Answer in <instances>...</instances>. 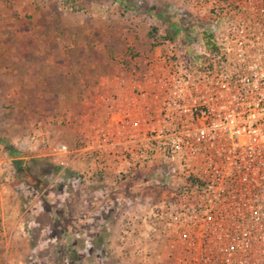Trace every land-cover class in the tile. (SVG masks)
I'll return each instance as SVG.
<instances>
[{
    "label": "built area",
    "instance_id": "built-area-1",
    "mask_svg": "<svg viewBox=\"0 0 264 264\" xmlns=\"http://www.w3.org/2000/svg\"><path fill=\"white\" fill-rule=\"evenodd\" d=\"M196 10L186 51L163 38L145 68H132L147 81L140 107L110 108L78 149H55L94 156L113 181L105 190L157 165L175 180L121 236L155 244L144 258L264 264V0H196Z\"/></svg>",
    "mask_w": 264,
    "mask_h": 264
},
{
    "label": "rangeland",
    "instance_id": "rangeland-1",
    "mask_svg": "<svg viewBox=\"0 0 264 264\" xmlns=\"http://www.w3.org/2000/svg\"><path fill=\"white\" fill-rule=\"evenodd\" d=\"M114 1L0 0V192L6 212V224L0 217V264H173L166 254L157 252L144 258L143 249L149 250L155 244H145L133 234L124 240L121 236L143 226L147 201L168 196L175 180L166 174L162 177L157 165L124 176L105 190L113 181L107 185L104 175L100 178L94 156L72 158L71 152L55 149L57 144H66L73 152L82 144L79 138L73 144L66 139L67 134H74L66 130L65 110L39 100L49 96L51 86H63V76L26 79L23 74L7 78L19 66L16 59L20 54L27 58V67L47 60L49 54L63 60L64 51L57 45L48 44L45 54L39 55L34 45L41 38L71 37L74 45L66 53L77 59L81 40L91 37L84 34V25L93 26L91 32L100 35L97 20L103 16L110 20L113 8L117 9L118 19L109 21L108 27L104 25L106 39H118L111 56L126 66L145 68L146 58L158 54L164 40L158 37L144 41L145 45L149 43L146 53L142 47L128 45L130 37L139 40L152 32L151 27H157H148L144 16L147 29L141 28L144 33L137 29L142 24L131 9L139 8V2L144 7L147 0H125L127 8L120 5L122 0H116L120 3L116 8ZM199 16L198 10L186 15V20L196 22V30ZM166 32L163 36L171 35L173 29ZM189 36L186 34L183 41L170 40H177L181 44L178 48L186 51L196 40V35ZM141 54L144 57L136 59ZM52 65L48 63V67ZM4 207L0 206V216Z\"/></svg>",
    "mask_w": 264,
    "mask_h": 264
},
{
    "label": "crops",
    "instance_id": "crops-1",
    "mask_svg": "<svg viewBox=\"0 0 264 264\" xmlns=\"http://www.w3.org/2000/svg\"><path fill=\"white\" fill-rule=\"evenodd\" d=\"M114 4L117 6L116 8H119V2L115 0ZM120 5H124L125 7L127 4L125 0H122ZM139 5V8L132 7L131 9L137 14L136 20L142 24V26H139L137 29H140V31L144 33L141 29L147 27L143 25L144 16L148 18L145 22L148 27L149 24L157 25V27H151L152 32H149L148 36L146 34L147 37L144 35L145 37L139 40L132 37L129 38L128 45L131 43L132 46H136L137 48L142 47L141 50L143 53H146L149 49V43L145 45L143 44L144 41H151L158 37H169V39L178 38L179 41H183L182 39L186 40V34L190 36L196 35V22L191 21V18L186 20V15L189 16L191 10L196 11L194 0H147L144 7H142L141 2H139ZM113 10L115 11L110 20L109 17L106 18L105 16L97 20L96 31H100V35L98 32L96 35L91 32L92 29H94L93 26L84 25L83 29L86 31L84 34L91 35V37L88 40H81V55L77 59L69 58V53H66L69 52L74 45L71 37H64L62 39L56 37V39L49 40L41 38L38 43H36L37 46L34 45V47L38 48V54L43 56L48 44L49 47L51 46L50 44L57 45L61 48V51H64L65 56L63 60H58L55 55L49 54L47 60L41 59L38 62L35 61L33 66L27 67V58L23 54H20L16 59L19 66L7 77L17 78L23 74L26 79H45L50 77L57 78L60 75L63 76L65 84L63 86L62 84L59 86H51L48 92L49 96H42L39 100L43 103L49 102L50 107L61 106L60 109L65 110L64 122L66 130L71 135L74 134L73 136L67 134L66 137L71 144H73L77 138L82 141L84 135H93V129L100 123L101 118L111 110L110 108L123 107L129 110H135L140 107V103L145 101V96L141 93V90L146 89V78L141 76L139 78H133L131 64L128 66L123 63L121 64L118 57H113L110 54L112 52L111 50L115 49L118 39H106L104 25L106 24L108 27L109 21L111 23L114 22L115 19H118L117 9L113 8ZM115 13H117V16ZM64 26L67 27V25ZM170 28L173 29L172 34L163 36L164 33L167 34L166 31ZM93 36L96 38H93ZM76 41L79 40H75V42ZM143 57L144 56L141 54V56L136 57V59ZM131 61L132 59H130V63ZM48 63H53V65L48 67ZM54 65L57 67V71H54ZM49 68H52V70ZM36 73H39L38 76H36ZM3 78H5V76H3ZM135 83L139 84L140 87L135 88ZM51 96L54 99L51 98ZM2 193L3 192H0V206L4 207L5 201L3 200ZM68 201H71V197L68 198ZM5 213L4 207V209L1 210L2 215L0 216L3 224H6ZM3 228H5V226H3Z\"/></svg>",
    "mask_w": 264,
    "mask_h": 264
},
{
    "label": "trees",
    "instance_id": "trees-1",
    "mask_svg": "<svg viewBox=\"0 0 264 264\" xmlns=\"http://www.w3.org/2000/svg\"><path fill=\"white\" fill-rule=\"evenodd\" d=\"M100 178H103V173H100Z\"/></svg>",
    "mask_w": 264,
    "mask_h": 264
}]
</instances>
